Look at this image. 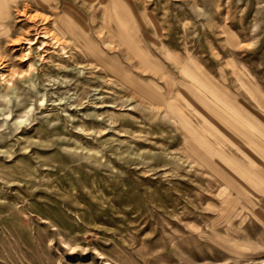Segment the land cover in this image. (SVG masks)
<instances>
[{"label":"rangeland","instance_id":"374dc122","mask_svg":"<svg viewBox=\"0 0 264 264\" xmlns=\"http://www.w3.org/2000/svg\"><path fill=\"white\" fill-rule=\"evenodd\" d=\"M0 264H264V0H1Z\"/></svg>","mask_w":264,"mask_h":264},{"label":"bare ground","instance_id":"6f19581e","mask_svg":"<svg viewBox=\"0 0 264 264\" xmlns=\"http://www.w3.org/2000/svg\"><path fill=\"white\" fill-rule=\"evenodd\" d=\"M0 1H1V0H0ZM2 2H4V1H2ZM35 31H36V30H35ZM25 40H26V39H25ZM30 68H31V70H30V71L32 72V68H33V66L31 65V67H30Z\"/></svg>","mask_w":264,"mask_h":264}]
</instances>
